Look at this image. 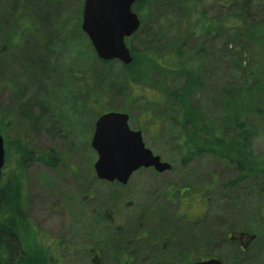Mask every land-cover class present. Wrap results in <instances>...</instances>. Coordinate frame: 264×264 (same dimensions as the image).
Returning a JSON list of instances; mask_svg holds the SVG:
<instances>
[{
  "label": "rangeland",
  "instance_id": "1",
  "mask_svg": "<svg viewBox=\"0 0 264 264\" xmlns=\"http://www.w3.org/2000/svg\"><path fill=\"white\" fill-rule=\"evenodd\" d=\"M143 1L141 12L146 21L127 41L128 46L144 55L168 59L184 43L182 50H189L187 56L193 57L204 73L194 103L205 115L226 119V101L230 95L238 97L246 78L236 67L240 59L243 67L255 59L248 34L264 36V0L248 1L250 14L239 32L226 28L229 0H201L206 18H217L224 27L213 38L193 36L188 40L185 4L179 0ZM19 3L17 10L13 0H0V127L7 145L21 140L27 146L29 160L23 171L27 211L42 233L61 242L62 264H93L96 252L102 255V264H118L114 243L120 247L129 238L138 239L139 261L146 256L152 259L138 264H178L188 259L189 251L191 262L209 255L225 264H264V119L249 150L243 152L246 178L231 159L205 156L186 161L178 147L179 127L171 123L177 113L170 99L147 105L151 94L145 92L143 102L132 105L124 64L115 60L107 65L98 58L82 30L85 0ZM14 14L27 24L21 27L17 40L9 39L15 27L19 32L18 23L11 25ZM196 46L203 49L201 55L195 52ZM248 70H257L254 87L261 89L264 61ZM161 84L165 90L168 83ZM94 92L105 100L93 110L88 101ZM237 103L233 108L237 109ZM121 107L129 110L122 112L130 116L132 129L143 126L140 131L146 147L175 168L162 174L139 170L122 187L97 178L94 165L98 154L92 147L94 112L102 108L121 111ZM252 117L247 114L248 119ZM51 154L56 161L50 160ZM182 181L207 184L209 190L210 208L207 220L196 224L194 251L189 233L174 227L177 206L165 196L170 184L179 186ZM195 190L197 193L201 187L196 185ZM229 229L254 231L260 239L242 252L231 245ZM144 233L150 240L143 239ZM163 237L179 238L183 246L169 244L163 250L164 242L156 241ZM153 241L157 247L152 246Z\"/></svg>",
  "mask_w": 264,
  "mask_h": 264
},
{
  "label": "trees",
  "instance_id": "2",
  "mask_svg": "<svg viewBox=\"0 0 264 264\" xmlns=\"http://www.w3.org/2000/svg\"><path fill=\"white\" fill-rule=\"evenodd\" d=\"M13 1L16 6L18 5L16 7L18 10L22 1L20 3L19 0ZM179 1L181 5L185 4L184 8H187L189 12L187 18L188 32L185 40L193 36L199 38L210 36L213 38L218 30L223 29L224 22L220 23L217 18H206V10L200 9L201 0ZM238 1L229 0L227 7L226 28L230 32H239L246 17L250 14L249 0H244L241 3ZM144 8L143 0H139L133 7L142 24L146 21V16L141 12ZM12 11L13 7L11 8ZM16 15L14 14L11 25L14 27L18 23L19 32L16 31L15 27L13 35L9 39L17 40L19 39L21 27L26 28L27 24L25 22L21 23L22 19L20 18L22 17ZM248 35L250 36L249 40L254 45L253 59H255L252 63L247 64V67H243L240 59L239 65L236 67V72L241 70L246 78L243 81V88L238 92V97L230 95V98L226 101V106H229L226 119L224 117L217 119L207 116L194 103L195 95L201 92L200 88L201 83L204 82V73L197 66V63H194V58L187 56L186 51L189 50H182L184 43H180L168 59H160L154 55H144L131 48L134 61L130 65H124V69L127 71L125 75L126 88L131 92L130 97L134 98L132 105L141 104L144 99L142 97L146 96L145 92L151 94L149 101L145 103L147 105L166 98L172 102L177 115L171 123L179 127L177 130L179 134L178 147L186 161L191 158L198 159L205 156H213L224 160L231 159L238 167L237 171L243 174V178H246L245 176L248 174L243 152L249 150L251 142L257 136L264 119V82H259L261 89L255 88L256 83L253 77H256L258 72L257 70L251 72L248 70L249 67H254L258 61L259 63L264 61V36H255L251 32ZM194 50L198 55H201L203 51L199 46H196ZM143 56L145 61L143 58L141 59ZM163 61L165 62L163 63ZM111 62H105V64L108 65ZM162 82L168 83L167 87H164L165 90L161 88ZM166 89H172V91ZM160 90L163 92L160 93ZM102 99H104L102 96L94 92L90 96L88 104L94 110L101 104ZM236 102H238L237 109L236 107L233 108V103ZM111 110L113 109L102 108L98 113L95 111L94 118L97 119L100 114ZM119 110L129 111L124 107ZM248 113H251L253 117L248 119ZM148 118L149 115L145 116V119ZM137 126L138 130L143 128V126ZM1 130L0 127V132ZM7 141L5 139L6 164L0 183V264H62L61 242L46 233H42L34 225L27 211L28 192L23 173L29 160L27 146L21 140L12 141L10 144L8 142V145L6 144ZM52 156L54 154L50 155V160ZM13 162L15 166L12 165ZM45 163L52 164L47 159H45ZM229 185L230 183H226V186ZM114 245L117 251V263L121 264L122 262L118 261L123 259L124 244L118 247L115 242ZM132 250L135 251L131 255L133 258H128L129 264H133L137 259L139 250L137 241H134Z\"/></svg>",
  "mask_w": 264,
  "mask_h": 264
},
{
  "label": "water",
  "instance_id": "3",
  "mask_svg": "<svg viewBox=\"0 0 264 264\" xmlns=\"http://www.w3.org/2000/svg\"><path fill=\"white\" fill-rule=\"evenodd\" d=\"M138 0H85L82 30L90 39L98 58L130 65L134 57L126 43L140 28L132 7ZM127 113L110 111L96 120L92 147L98 154L95 171L101 180L127 184L141 168L154 167L159 173L172 169L146 147L143 133L130 127ZM5 144L0 133V181L5 166ZM194 264H222L213 258Z\"/></svg>",
  "mask_w": 264,
  "mask_h": 264
},
{
  "label": "flooded vegetation",
  "instance_id": "4",
  "mask_svg": "<svg viewBox=\"0 0 264 264\" xmlns=\"http://www.w3.org/2000/svg\"><path fill=\"white\" fill-rule=\"evenodd\" d=\"M57 160V159H56ZM55 160V161H56ZM172 165V164H171ZM175 168V166H172V169ZM147 169H152L153 171H156L155 168L151 167V168H147ZM142 170V169H141ZM157 172V171H156ZM162 174V173H159ZM194 182H189V181H182V183L179 186H175V184H170L169 188L166 190V198L174 205H176V209L174 212V227L181 229L183 231H187L189 233V238H190V246H191V250L194 251L195 247H193V242H192V238L194 237V233H195V229H196V224L198 221H206L207 220V216L206 213L208 214V210L210 208V200L207 198V195L209 193L208 190V185L207 184H199V183H195ZM112 184H114L117 187H122V186H126L121 184L118 181L112 182ZM199 186L201 187V191L196 193L195 187ZM226 186V185H225ZM207 199V200H206ZM112 216L107 215L108 220H110L111 222H113V218H111ZM143 226V225H142ZM118 228V231H120ZM227 236L230 240L231 245H236L240 251L244 252L247 251L251 244L254 243L256 240H259L260 237L258 235V233L254 232V231H235L232 229H229L227 231ZM152 238H155V236H152ZM143 239L144 240H150V235L144 233L143 235ZM134 241H138V239H128L125 242V245L123 246V259L119 260L118 262H122L121 264H129L128 258H133L131 255L133 254V252L135 250L133 249V244ZM157 243H159V241H162V243L164 244L162 246L163 250H166L168 248V245H172L173 247L176 246L178 247L179 245H182V241H180L179 238H177L176 241H172L171 238H164L163 239H158L156 238ZM165 241L167 243H165ZM157 243L155 241L152 242V246L157 247ZM189 246V247H190ZM176 249V248H175ZM184 247H180V250L183 251ZM189 251V249H187ZM178 251V250H177ZM127 254H129V256H127ZM185 255H183L184 257ZM191 252H188V259H186L185 261L179 262L178 264H186V262H189L188 264H194L197 261H205L211 258H217L219 260H221L218 257H211L209 255H203L200 256L199 260L195 259L196 261L191 262ZM148 260H152L150 257L144 258L143 260L139 261L138 259H136L134 261L133 264H138V262L141 263H146V261ZM221 262L223 264L224 261L221 260ZM93 264H102V255L100 254V252H96L95 256L92 260ZM114 264V263H113ZM119 264V263H118Z\"/></svg>",
  "mask_w": 264,
  "mask_h": 264
}]
</instances>
